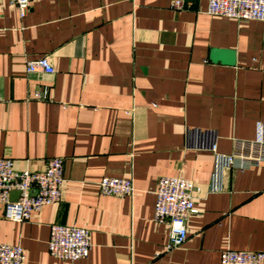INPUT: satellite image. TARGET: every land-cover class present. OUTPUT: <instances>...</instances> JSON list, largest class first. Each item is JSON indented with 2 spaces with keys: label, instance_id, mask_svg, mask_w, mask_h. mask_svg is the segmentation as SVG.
Masks as SVG:
<instances>
[{
  "label": "crops",
  "instance_id": "1",
  "mask_svg": "<svg viewBox=\"0 0 264 264\" xmlns=\"http://www.w3.org/2000/svg\"><path fill=\"white\" fill-rule=\"evenodd\" d=\"M31 0L24 17L0 3V158L38 171L63 159L58 203L30 220H4L0 243L21 246L24 264H220L225 249L264 253V165H215L188 149L186 131H214L217 152L252 141L264 124V23L206 14L207 0ZM234 52V64L210 60ZM47 57L53 74L27 73ZM48 89V98L35 95ZM194 183L198 214L170 252L153 221L161 177ZM103 177L135 193L103 196ZM53 224L90 231L89 256L47 250Z\"/></svg>",
  "mask_w": 264,
  "mask_h": 264
},
{
  "label": "built area",
  "instance_id": "2",
  "mask_svg": "<svg viewBox=\"0 0 264 264\" xmlns=\"http://www.w3.org/2000/svg\"><path fill=\"white\" fill-rule=\"evenodd\" d=\"M14 5L24 17L31 0H0ZM173 10L183 8L181 0L171 3ZM206 14L235 21H259L264 23V0H207ZM27 73L53 74L54 68L47 57L31 61L26 65ZM35 98L46 100L48 89L39 91ZM231 154L217 152V136L214 131L197 129L186 131L188 149L209 151L219 167L247 170L264 165V124L257 126L256 138L252 141H235ZM63 184V159L50 158L44 169L38 171L16 170L8 157L0 158V208L4 220L22 223L38 214L45 206L59 202ZM103 196L126 197L135 193L130 179L103 177L98 182ZM194 183L181 176L161 177L155 192L153 221L168 225V241L165 252L181 247L187 239V223L198 214ZM15 194V198L12 195ZM49 255L58 260L75 262L89 256L91 250L90 231L75 225L53 224L47 241ZM25 250L18 245L0 243V264H24ZM220 264H264L263 252L235 251L225 249L220 253Z\"/></svg>",
  "mask_w": 264,
  "mask_h": 264
},
{
  "label": "water",
  "instance_id": "3",
  "mask_svg": "<svg viewBox=\"0 0 264 264\" xmlns=\"http://www.w3.org/2000/svg\"><path fill=\"white\" fill-rule=\"evenodd\" d=\"M210 60L212 62H221L226 65L234 64V52L228 50H213L211 51ZM15 198V194L12 195Z\"/></svg>",
  "mask_w": 264,
  "mask_h": 264
}]
</instances>
